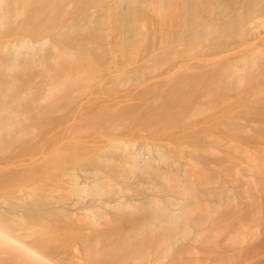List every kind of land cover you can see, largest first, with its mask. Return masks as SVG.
Here are the masks:
<instances>
[{
  "label": "bare ground",
  "instance_id": "bare-ground-1",
  "mask_svg": "<svg viewBox=\"0 0 264 264\" xmlns=\"http://www.w3.org/2000/svg\"><path fill=\"white\" fill-rule=\"evenodd\" d=\"M244 262L264 0H0V264Z\"/></svg>",
  "mask_w": 264,
  "mask_h": 264
},
{
  "label": "rangeland",
  "instance_id": "rangeland-1",
  "mask_svg": "<svg viewBox=\"0 0 264 264\" xmlns=\"http://www.w3.org/2000/svg\"><path fill=\"white\" fill-rule=\"evenodd\" d=\"M243 123H245L244 121H243ZM77 261V260H76ZM244 264H246V262H244Z\"/></svg>",
  "mask_w": 264,
  "mask_h": 264
}]
</instances>
